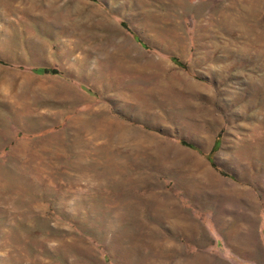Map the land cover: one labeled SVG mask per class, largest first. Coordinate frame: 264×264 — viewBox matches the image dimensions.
<instances>
[{
  "label": "rangeland",
  "instance_id": "rangeland-1",
  "mask_svg": "<svg viewBox=\"0 0 264 264\" xmlns=\"http://www.w3.org/2000/svg\"><path fill=\"white\" fill-rule=\"evenodd\" d=\"M0 264H264V0H0Z\"/></svg>",
  "mask_w": 264,
  "mask_h": 264
},
{
  "label": "trees",
  "instance_id": "trees-1",
  "mask_svg": "<svg viewBox=\"0 0 264 264\" xmlns=\"http://www.w3.org/2000/svg\"><path fill=\"white\" fill-rule=\"evenodd\" d=\"M38 73H44V74H54V75H57L58 73H57V71H55V70H45V69H42V70H38L37 71Z\"/></svg>",
  "mask_w": 264,
  "mask_h": 264
}]
</instances>
